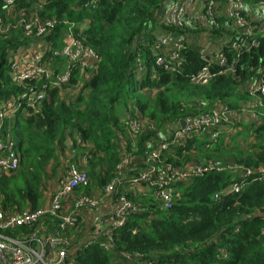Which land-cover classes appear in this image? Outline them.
<instances>
[{"label": "trees", "instance_id": "16d2710c", "mask_svg": "<svg viewBox=\"0 0 264 264\" xmlns=\"http://www.w3.org/2000/svg\"><path fill=\"white\" fill-rule=\"evenodd\" d=\"M86 1L47 0L45 4L49 18L57 19L59 24L72 23L78 33L82 32L84 44L98 55L99 62L95 74L83 80L86 82L77 95L70 97L76 88L74 78L69 86L47 93L38 116L18 115L10 122L7 134L14 143L12 149L18 162L11 175L0 176L3 210L13 214L23 212L27 206L37 209L42 189L54 180L63 160L76 163L85 159L88 181L78 190L81 195L93 189L101 190L111 183L118 176L120 153L129 152L130 148L123 122L129 106L138 111L145 122L159 127L207 113L214 106L238 110L261 101L258 111L263 119L257 124L237 125L246 130L248 143L254 140L253 150L237 146L235 140L241 136L240 132L231 139L234 148L220 143L210 151L203 148L197 137H191L184 147L165 153L163 160L179 166L190 159L200 163L231 159L230 163L244 169L264 167V95L248 91L251 80L261 79L264 84L261 65L264 33L259 31L264 22L260 19L262 16L255 13L264 0H213V25L209 24L208 29H192L188 25L181 31L187 34L192 29V35L207 32L210 37L229 36L231 42L234 41L236 34L231 27H235L223 12V5L231 1L239 2L243 11L245 7L254 9L253 14L260 19L250 20L242 12L245 26L252 29L258 46L249 52L237 53L229 41L222 51L234 72L217 76L205 84L190 82V77L205 66L198 48L185 42L180 50L182 67L168 72L155 63L160 56L154 51L155 38L150 35L147 40L146 35L142 36L149 23L151 32L158 25L155 12L174 0H97L94 8H84ZM161 29L175 31L164 25ZM56 30L60 31L61 27ZM24 41L19 34L0 37V100L22 92L4 73L7 53L22 46ZM139 63L144 64L142 75H139ZM120 133L126 141L125 149L118 142ZM153 136L149 131L147 139ZM145 138L146 135L139 137ZM66 140L70 143L71 157L57 160L58 149L63 153ZM257 149L263 154L258 155ZM232 170L206 173L188 183H178L176 190L180 200L167 210L157 206L151 197L135 198L128 194L130 200L138 199L142 207L115 231L113 251L106 252L92 245L77 253L76 263L264 264V178L248 183L253 178L251 175L240 193L215 196L228 188L234 175ZM149 192L151 190L143 186L137 188V193ZM121 254L128 255L129 259Z\"/></svg>", "mask_w": 264, "mask_h": 264}, {"label": "built area", "instance_id": "2783aa9c", "mask_svg": "<svg viewBox=\"0 0 264 264\" xmlns=\"http://www.w3.org/2000/svg\"><path fill=\"white\" fill-rule=\"evenodd\" d=\"M96 1L88 0L83 7L94 8ZM46 3L47 0H0V37L12 33L25 40L22 46L9 51L6 56L7 76L22 92L0 100V176L11 175L17 168L18 159L12 149L14 143L7 134L10 122L18 115L23 118L38 116L50 90L65 88L74 78L77 79L76 90L97 70L99 57L84 44L82 32L78 33L72 23L59 24L57 19L49 18ZM167 5V14L158 25L161 22V26L173 27L175 31L163 30L155 37L154 51L160 55L155 63L168 72H175L182 67L180 50L185 43V33L181 31H185L188 25L192 29H208L214 22L215 4L213 0H174ZM224 5L235 27H231L236 34L234 41L224 36L225 40L221 41L224 44L215 54L192 44L198 48L205 66L190 77L191 83L205 84L217 76L234 72L222 51L229 41L237 53L249 52L258 46L252 29L245 26L241 17V4L231 1ZM189 7H192V14L187 13ZM255 13L264 19L263 2ZM59 26L61 30L57 31ZM150 26L151 23L148 25L149 34L146 31L142 34L147 36V40L152 33ZM259 31L264 33V24ZM261 65L264 67V59ZM249 84V92L264 95L261 79L251 80ZM261 106V101L257 105L241 106L238 110L214 106L207 113L184 119L183 128L180 121L167 122L159 127L148 124L138 111L129 106L123 122L130 148L129 152L120 153L121 161L116 168L118 176L111 183L101 190L93 189L89 194L81 195L78 190L88 181L85 159L76 163L63 160L54 180L42 189L41 204L37 209L27 206L23 212L12 214L3 210L0 204V264H77V253L92 245L111 253L115 231L142 207L138 199L134 202L127 197L128 194L151 197L157 206L167 210L180 200L176 190L178 183H188L206 173L233 169V179L228 188L215 194L220 197L240 193L251 175L253 178L248 183L260 181L264 178V167L244 169L230 163L229 159L208 163L190 159L175 166L164 162L163 155L172 148L184 147L191 137H197L208 151L220 143L232 147L230 139L242 130L238 124H257L263 119L258 111ZM149 131L154 136L147 139ZM120 134L118 142L125 149L126 141L123 133ZM141 135H146V138L139 139ZM80 141L77 139V143ZM141 186L151 192L137 193ZM121 255L129 259L128 255Z\"/></svg>", "mask_w": 264, "mask_h": 264}, {"label": "crops", "instance_id": "0c3cea01", "mask_svg": "<svg viewBox=\"0 0 264 264\" xmlns=\"http://www.w3.org/2000/svg\"><path fill=\"white\" fill-rule=\"evenodd\" d=\"M167 9H168V5L165 6L164 9H163V11H162V12L164 13V15L167 14ZM159 10H160V9H158V10L155 12V16H156V13H157ZM161 10H162V9H161ZM223 12L226 13V7H225V5H223ZM243 12H244V14H245L246 17H249V18H250V20L253 19V21H258V20L261 19V18H260V19H257V18L255 17V15L253 14L254 9L251 10L249 7H245V9H244ZM187 13H188V14H192V7H189ZM157 16H159V15H157ZM163 18H164V17H163ZM163 18L161 19V22H162ZM156 20L158 21V19H156ZM262 20H263V22H264V19H262ZM159 21H160V20H159ZM159 21H158V22H159ZM161 22L159 23V25H156V26L154 27V29H153V31H152V33H151V36H153L154 38H155L157 35L163 33V29H161V25H160ZM263 24H264V23H263ZM147 31H148V29H146V33L149 34ZM189 31H190L189 33L185 34V42H186L189 46H192V44H194V45H196V46L199 47V48L206 49L210 54H215V53L219 50V47L221 46V41H222V40H225V39H224L225 37H223V38H221L220 41H218V43H214V41H212V42H210V41L205 42V40H204V38H203V36H205V33H200V34L192 35V29H190ZM198 40H199V42L197 43L196 41H198ZM79 88H80V87H79ZM79 88L73 91V96H74V95H77V93L79 92ZM65 152H66V150H65ZM51 165H53V164H51ZM133 195L135 196V198H137V196H136L135 194H133Z\"/></svg>", "mask_w": 264, "mask_h": 264}, {"label": "rangeland", "instance_id": "374dc122", "mask_svg": "<svg viewBox=\"0 0 264 264\" xmlns=\"http://www.w3.org/2000/svg\"><path fill=\"white\" fill-rule=\"evenodd\" d=\"M165 6H167V3L164 4V5H162V7L160 8V10L156 13V19H158V21L159 20L161 21V19L164 16V13L162 11H163V9H164ZM157 15H159V16H157ZM206 34L207 35L203 36L205 42H208V41L212 42V41H214V43H218V41H220V38L210 37L207 32H206ZM196 42L198 43L199 40L196 41ZM221 44L223 45L224 42H222ZM138 68H139V75H142V73H140V70H143L144 69V64L143 63H139L138 64ZM7 73H8V71L6 69L4 74L7 75ZM241 128L242 127L239 126V129L240 130H241ZM240 133H241V136H239L238 140L237 139L235 140V142L237 143V146H239L241 149H244V150H250V151L253 150L254 148L252 147V145L254 144V140L252 142L248 143V140H246V138H245L246 130L245 131L241 130ZM231 139H230V142H231ZM232 146H233V148L235 147L234 144ZM65 150H66L67 154H64V151ZM70 150H71L70 143H69L68 140H66L65 141V145H63V153L61 152L60 148L58 149V152H57V155H56V158H58L57 160H59L60 158H64V157H68V158L71 157V151ZM69 151H70V153H69ZM253 153H256V152H253ZM257 154L258 155H262L263 152H261L260 150L257 149ZM226 160H228V159H226ZM229 160H231V159H229Z\"/></svg>", "mask_w": 264, "mask_h": 264}, {"label": "water", "instance_id": "95a60500", "mask_svg": "<svg viewBox=\"0 0 264 264\" xmlns=\"http://www.w3.org/2000/svg\"><path fill=\"white\" fill-rule=\"evenodd\" d=\"M179 125H180L181 128H183L184 127V121L180 120Z\"/></svg>", "mask_w": 264, "mask_h": 264}]
</instances>
